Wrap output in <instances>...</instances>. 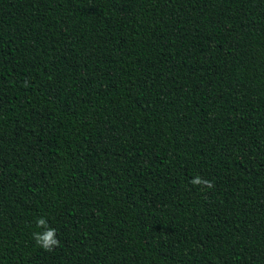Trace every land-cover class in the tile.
I'll return each mask as SVG.
<instances>
[{"label": "trees", "instance_id": "1", "mask_svg": "<svg viewBox=\"0 0 264 264\" xmlns=\"http://www.w3.org/2000/svg\"><path fill=\"white\" fill-rule=\"evenodd\" d=\"M0 264H264V0H0Z\"/></svg>", "mask_w": 264, "mask_h": 264}, {"label": "clouds", "instance_id": "2", "mask_svg": "<svg viewBox=\"0 0 264 264\" xmlns=\"http://www.w3.org/2000/svg\"><path fill=\"white\" fill-rule=\"evenodd\" d=\"M193 186H206L212 188L213 184L209 180L202 179L198 175L190 181ZM201 190H204L201 187ZM37 228L44 229L42 232H33L35 244L46 252H51L59 246V240L56 238V230L48 226L45 218L41 217L36 220Z\"/></svg>", "mask_w": 264, "mask_h": 264}]
</instances>
